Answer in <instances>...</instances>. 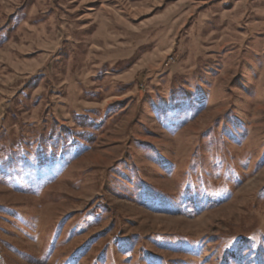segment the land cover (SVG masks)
Listing matches in <instances>:
<instances>
[{"label": "rangeland", "instance_id": "obj_1", "mask_svg": "<svg viewBox=\"0 0 264 264\" xmlns=\"http://www.w3.org/2000/svg\"><path fill=\"white\" fill-rule=\"evenodd\" d=\"M0 264H264V0H0Z\"/></svg>", "mask_w": 264, "mask_h": 264}, {"label": "built area", "instance_id": "obj_2", "mask_svg": "<svg viewBox=\"0 0 264 264\" xmlns=\"http://www.w3.org/2000/svg\"><path fill=\"white\" fill-rule=\"evenodd\" d=\"M172 61H174L173 59H171ZM170 64V63H169Z\"/></svg>", "mask_w": 264, "mask_h": 264}]
</instances>
